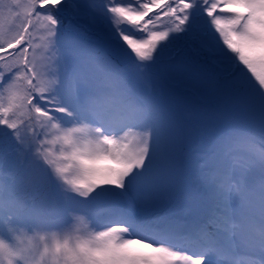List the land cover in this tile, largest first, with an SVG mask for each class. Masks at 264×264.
I'll return each mask as SVG.
<instances>
[{
	"label": "snow or ice",
	"instance_id": "obj_1",
	"mask_svg": "<svg viewBox=\"0 0 264 264\" xmlns=\"http://www.w3.org/2000/svg\"><path fill=\"white\" fill-rule=\"evenodd\" d=\"M0 264H264V0H0Z\"/></svg>",
	"mask_w": 264,
	"mask_h": 264
},
{
	"label": "rangeland",
	"instance_id": "obj_2",
	"mask_svg": "<svg viewBox=\"0 0 264 264\" xmlns=\"http://www.w3.org/2000/svg\"><path fill=\"white\" fill-rule=\"evenodd\" d=\"M222 14V13H221ZM241 67H243L241 65ZM129 83L131 84L134 92L146 91L144 82L140 80L135 75H131L129 78ZM184 142H189L188 147L186 149V145L184 142H180L179 146L185 151L183 153V159L186 164L191 167H195L196 158L198 155L203 154L206 151V148L202 144V139L199 135L192 133V134H185L184 138H182ZM56 150H58L59 145L55 146ZM243 149V148H241ZM59 190L53 186L50 191L44 192L42 196H47L52 200L59 199ZM77 200L84 201V203L78 205L75 209L77 214L84 215L87 219L88 216L95 214L97 218L103 215V206L99 204L89 205L85 198L76 197Z\"/></svg>",
	"mask_w": 264,
	"mask_h": 264
},
{
	"label": "trees",
	"instance_id": "obj_3",
	"mask_svg": "<svg viewBox=\"0 0 264 264\" xmlns=\"http://www.w3.org/2000/svg\"><path fill=\"white\" fill-rule=\"evenodd\" d=\"M205 19H209V18H207L206 15H205ZM67 22H68V21H67V18H66V19H65V24H67ZM212 31L214 32V29H212ZM175 35H182V34H175ZM216 37H217V39H218V38H219V35L216 34ZM202 39H209V38L202 37ZM164 43H167V42H164ZM220 43H221V45H222V40L220 41ZM225 50H226V49H225ZM245 71H247V70L245 69ZM249 75H250V73H249ZM183 138H184V137H183ZM181 142H184L183 139L181 140ZM184 143H185V145H186V149H187L188 144H190V143H189V142H184ZM178 147H179V151H180V153H181L182 156H183V153H186L187 150L184 151V150L181 148V146H179V145H178ZM238 147H239V148H245L246 146L243 145V144H241V145H238ZM53 186H54V184L49 183L47 180L41 179L40 182L36 185V187H35V189H34L35 194H36L37 196H42V195L44 194V192H46V191H50V189H51ZM55 200H58L57 197L55 198ZM55 200H54V201H55Z\"/></svg>",
	"mask_w": 264,
	"mask_h": 264
},
{
	"label": "clouds",
	"instance_id": "obj_4",
	"mask_svg": "<svg viewBox=\"0 0 264 264\" xmlns=\"http://www.w3.org/2000/svg\"><path fill=\"white\" fill-rule=\"evenodd\" d=\"M28 237H31L32 244L38 245L41 252H43L46 246L51 244L50 237L46 236L43 233L40 234L28 233ZM25 242L27 243V240Z\"/></svg>",
	"mask_w": 264,
	"mask_h": 264
},
{
	"label": "bare ground",
	"instance_id": "obj_5",
	"mask_svg": "<svg viewBox=\"0 0 264 264\" xmlns=\"http://www.w3.org/2000/svg\"><path fill=\"white\" fill-rule=\"evenodd\" d=\"M138 92V91H137Z\"/></svg>",
	"mask_w": 264,
	"mask_h": 264
}]
</instances>
